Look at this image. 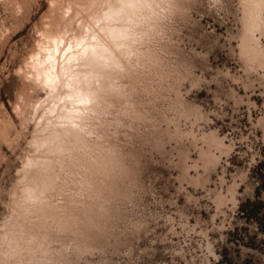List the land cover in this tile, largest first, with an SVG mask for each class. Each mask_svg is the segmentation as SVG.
I'll list each match as a JSON object with an SVG mask.
<instances>
[{"label": "rangeland", "instance_id": "1", "mask_svg": "<svg viewBox=\"0 0 264 264\" xmlns=\"http://www.w3.org/2000/svg\"><path fill=\"white\" fill-rule=\"evenodd\" d=\"M260 162L264 0H0V264H264Z\"/></svg>", "mask_w": 264, "mask_h": 264}, {"label": "trees", "instance_id": "2", "mask_svg": "<svg viewBox=\"0 0 264 264\" xmlns=\"http://www.w3.org/2000/svg\"><path fill=\"white\" fill-rule=\"evenodd\" d=\"M257 174L260 179L259 186L256 190L257 199L247 200L245 203H242L241 210H243L248 218L257 220L260 230L264 232V213L261 212V209L264 207V201L260 198L264 193V162H260L257 167Z\"/></svg>", "mask_w": 264, "mask_h": 264}, {"label": "bare ground", "instance_id": "3", "mask_svg": "<svg viewBox=\"0 0 264 264\" xmlns=\"http://www.w3.org/2000/svg\"><path fill=\"white\" fill-rule=\"evenodd\" d=\"M57 24V23H56ZM49 25V24H48ZM60 25V24H59ZM61 38V37H60ZM38 40V39H37ZM55 47V46H54ZM29 64V63H28Z\"/></svg>", "mask_w": 264, "mask_h": 264}]
</instances>
